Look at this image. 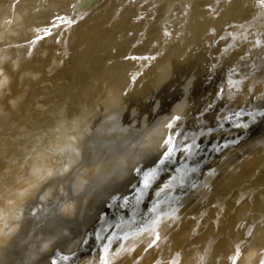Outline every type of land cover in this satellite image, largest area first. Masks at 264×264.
I'll return each mask as SVG.
<instances>
[{"label": "water", "instance_id": "95a60500", "mask_svg": "<svg viewBox=\"0 0 264 264\" xmlns=\"http://www.w3.org/2000/svg\"><path fill=\"white\" fill-rule=\"evenodd\" d=\"M264 264L260 0H0V264Z\"/></svg>", "mask_w": 264, "mask_h": 264}, {"label": "snow or ice", "instance_id": "6c2138e0", "mask_svg": "<svg viewBox=\"0 0 264 264\" xmlns=\"http://www.w3.org/2000/svg\"><path fill=\"white\" fill-rule=\"evenodd\" d=\"M260 3L262 6H264V0H260ZM105 264H107V261H105Z\"/></svg>", "mask_w": 264, "mask_h": 264}]
</instances>
